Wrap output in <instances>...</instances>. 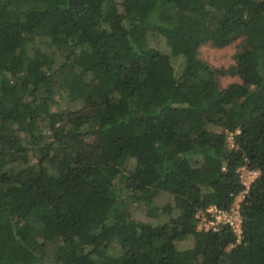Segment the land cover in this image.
I'll use <instances>...</instances> for the list:
<instances>
[{
	"label": "trees",
	"instance_id": "1",
	"mask_svg": "<svg viewBox=\"0 0 264 264\" xmlns=\"http://www.w3.org/2000/svg\"><path fill=\"white\" fill-rule=\"evenodd\" d=\"M0 264H264V0H0Z\"/></svg>",
	"mask_w": 264,
	"mask_h": 264
},
{
	"label": "rangeland",
	"instance_id": "2",
	"mask_svg": "<svg viewBox=\"0 0 264 264\" xmlns=\"http://www.w3.org/2000/svg\"><path fill=\"white\" fill-rule=\"evenodd\" d=\"M241 42H244L245 44L249 45L250 41L248 39H241L237 41L236 43H233L231 45H228L223 48L216 47L212 45L211 43H206L201 46L200 51H199V56L205 60L207 63H209L213 67H229L230 65L234 64V55L239 49V44ZM150 44L152 46L159 47L161 49L166 48V43L163 38H152L150 40ZM235 81H239L238 77H233V76H223L221 77V83L226 86L229 85ZM66 107L67 103L63 100L60 103V107ZM173 200L170 195L163 194L160 196H157L156 198V204L157 205H164L168 201ZM133 212L135 218H137L140 221L144 222H151V223H161L165 222L167 219L166 215L161 214L157 216H150L148 214L147 207H145L143 204H134L133 205Z\"/></svg>",
	"mask_w": 264,
	"mask_h": 264
},
{
	"label": "built area",
	"instance_id": "3",
	"mask_svg": "<svg viewBox=\"0 0 264 264\" xmlns=\"http://www.w3.org/2000/svg\"><path fill=\"white\" fill-rule=\"evenodd\" d=\"M242 182L245 185L243 196L251 184L259 175V171L256 169H250L247 167L241 168ZM199 218V229L217 231L223 226H230L237 235V242L241 239L242 234V217L239 211V206H233L231 209H223L216 205L209 206L206 210H201L197 213Z\"/></svg>",
	"mask_w": 264,
	"mask_h": 264
},
{
	"label": "clouds",
	"instance_id": "4",
	"mask_svg": "<svg viewBox=\"0 0 264 264\" xmlns=\"http://www.w3.org/2000/svg\"><path fill=\"white\" fill-rule=\"evenodd\" d=\"M199 229V228H198Z\"/></svg>",
	"mask_w": 264,
	"mask_h": 264
}]
</instances>
